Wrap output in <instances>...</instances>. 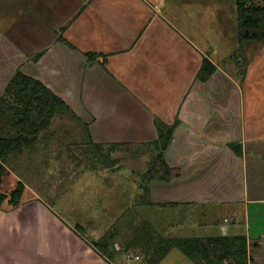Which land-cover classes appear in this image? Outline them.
<instances>
[{
    "label": "crops",
    "instance_id": "crops-1",
    "mask_svg": "<svg viewBox=\"0 0 264 264\" xmlns=\"http://www.w3.org/2000/svg\"><path fill=\"white\" fill-rule=\"evenodd\" d=\"M0 9L2 90L17 70L41 82L92 144L145 145L154 158L155 122L170 132L162 156L179 174L147 182L151 200L137 203L167 214L164 232L154 236L147 216L140 233L242 235L248 264H264V40L239 41L236 0H0ZM204 59L214 69L201 79ZM79 228L36 198L3 207L0 264H128ZM175 251L158 264L180 262Z\"/></svg>",
    "mask_w": 264,
    "mask_h": 264
},
{
    "label": "rangeland",
    "instance_id": "rangeland-1",
    "mask_svg": "<svg viewBox=\"0 0 264 264\" xmlns=\"http://www.w3.org/2000/svg\"><path fill=\"white\" fill-rule=\"evenodd\" d=\"M4 71L0 64V79ZM1 86L0 95L4 93ZM9 101L14 103L13 99ZM4 120L0 121V129L13 134V129ZM107 144L99 147V144L89 142L86 127L71 112L56 114L49 128L33 145L8 155L5 167L8 172L0 185V193L7 198L1 202L0 209L10 207V194L21 182L23 188L17 206L36 198L64 222L76 229L81 226L106 255H109L104 248L106 240L112 253L116 252L115 245L121 248L132 244L130 251L119 249L116 253H120L128 264H135L136 259V264H147L158 237L147 238L140 232H145L148 222L156 224L155 228L151 227L153 235L162 236L161 220L167 218V214L162 215L155 208L151 211L137 207V203L150 199L143 174L153 153L145 152L138 164H134L123 149L111 153ZM156 195L162 197L165 194L156 191ZM147 216L153 217L151 223L146 220ZM214 228L206 234L218 233V227ZM175 252L180 258L175 264L193 263L177 249ZM164 264L174 262L168 259Z\"/></svg>",
    "mask_w": 264,
    "mask_h": 264
},
{
    "label": "trees",
    "instance_id": "trees-1",
    "mask_svg": "<svg viewBox=\"0 0 264 264\" xmlns=\"http://www.w3.org/2000/svg\"><path fill=\"white\" fill-rule=\"evenodd\" d=\"M236 5L239 41L264 40V4L257 5L252 3V0H236ZM40 56L41 54H38L33 59L37 60ZM87 57L88 59H93L91 54H87ZM208 64L210 65L209 69L207 68ZM213 69V66L204 59L198 75L201 79H205L211 74ZM10 99H13L14 103H10ZM67 111L70 112V109L64 101L53 94L41 82L24 75L19 70L15 72L6 85L4 93L0 96V121L4 118V122L14 131L11 134L0 129V185L3 176L6 174L5 167L8 155L18 153L23 148L33 145L42 133L49 128L52 117ZM155 123L158 124V135L162 139V143L157 144L158 152L148 163L143 178L147 182L154 179L169 181L179 174V170L169 167L162 156V151L168 143L170 132H163V127L159 125V122L156 121ZM99 145V147H103L106 144ZM107 145L111 153L123 149L130 159H136L146 152L145 145L136 143ZM22 188L23 185L18 182L16 188L11 192L9 197L10 208L14 209L17 207ZM5 198L7 196L0 193V204ZM92 244L98 249L94 241ZM154 245L153 256L147 260V264H158L173 247L178 249L194 264H248L249 262L247 239L242 235L168 239L159 237ZM104 246L109 255H106L100 249L99 251L110 260L115 252L109 251L108 240L104 242Z\"/></svg>",
    "mask_w": 264,
    "mask_h": 264
},
{
    "label": "built area",
    "instance_id": "built-area-1",
    "mask_svg": "<svg viewBox=\"0 0 264 264\" xmlns=\"http://www.w3.org/2000/svg\"><path fill=\"white\" fill-rule=\"evenodd\" d=\"M225 221H227V219H225Z\"/></svg>",
    "mask_w": 264,
    "mask_h": 264
}]
</instances>
